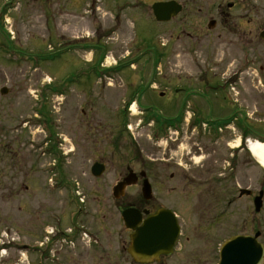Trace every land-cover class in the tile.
Returning <instances> with one entry per match:
<instances>
[{
	"label": "rangeland",
	"instance_id": "1",
	"mask_svg": "<svg viewBox=\"0 0 264 264\" xmlns=\"http://www.w3.org/2000/svg\"><path fill=\"white\" fill-rule=\"evenodd\" d=\"M129 3L135 4L134 1ZM141 14V9H127L125 0H0V129H5V136L13 145L17 143L14 149L34 163L36 187L48 180L53 210L60 214V206L65 208L67 204L69 224L91 222L96 218L95 222L122 224L119 210L113 208L118 204L112 189L118 172L127 164L137 167L131 161L134 154L129 148L131 142L137 145L140 155L145 156L143 148H156L164 153L162 158L171 162V158L185 161L184 157L190 152L191 146L186 140L176 156L175 145L168 139L173 137L172 129L157 141L159 144L141 137L145 133L143 117L138 109L135 113L129 111L130 107L127 109L134 89L131 84L139 83L145 64L160 61L158 56L155 59L151 54L141 55L158 31L155 24L141 18ZM80 45L79 50L71 48ZM169 46L161 60V69L156 72L159 75L151 76L150 71H146V79H190L200 70L207 71L208 78L221 79V47L218 50L202 43L189 48L191 43L186 40H174ZM105 52L104 66L117 63L122 69L102 74L97 80L95 65ZM252 58V55L235 52L228 41L224 43V83L228 82V96L233 104L248 112L247 117H241L230 110L231 105L224 104L227 111L224 117H229L228 121L234 125L241 122L250 128L242 133L232 125L224 129L220 139L209 140L213 146L208 145V149H214L211 155L197 159L193 166L199 168L206 163L212 175L222 179L211 180L205 188L196 183L188 189L207 191V206L210 201L212 207H224V239L250 231L254 223L259 224L264 238V206L261 213L256 214L253 198H239L241 189L255 193L257 189L264 190V169L247 150L236 157L237 177H230L235 172L228 166L235 155L231 148L237 150L245 143L242 137L264 142V98L259 95L264 88L261 85L257 88L254 83ZM132 63L134 66L129 68ZM235 80L237 83L230 85ZM157 86V92H164L165 86ZM3 88L8 89L9 94L2 95ZM54 90L56 94L66 91L61 96L55 95ZM152 97L155 102L166 104V100H160L162 98L156 94ZM43 105V114L48 116L49 112L52 126L41 115ZM89 118L94 120L91 129L97 141L95 145L94 140H83L90 134L86 124ZM126 119L135 136L127 133L115 147V136ZM47 124L54 134L52 142L48 138ZM150 136L153 138L151 133ZM29 139L35 141V147L20 150L19 144ZM54 144L58 145V157L49 151ZM97 159L108 167L99 181L91 174L92 162ZM172 173L169 170L167 175ZM224 174L229 175V179L224 180ZM135 191L136 188L131 190L127 201L135 202ZM180 203L185 206L182 209L176 204L181 217H192L194 222L195 215L188 211L193 201Z\"/></svg>",
	"mask_w": 264,
	"mask_h": 264
},
{
	"label": "flooded vegetation",
	"instance_id": "2",
	"mask_svg": "<svg viewBox=\"0 0 264 264\" xmlns=\"http://www.w3.org/2000/svg\"><path fill=\"white\" fill-rule=\"evenodd\" d=\"M125 1L127 9H141V18L155 24L158 31L141 55L151 54L160 60L145 64L139 83L131 84L134 89L129 95L127 109L135 103L138 113L143 117L145 125L142 130L148 134L142 133L141 137L158 143L161 137L167 136L166 131L172 129L173 137L168 139L175 145L176 156L186 140L191 146L190 152L184 157L185 161L171 158V162L162 158L164 153L156 148H143L145 156H142L137 145L131 142L129 148L134 153L131 161L138 168L129 163L118 172L119 177L112 189V196L118 206L113 208L119 210L122 221L123 213L130 209L138 213L134 221H140L132 223L131 228L124 222L118 226L95 222L97 218L91 222L74 221L69 224L67 204L65 208L60 206V214L58 210H53L52 189L48 180L36 187L33 179L34 163L16 151L14 148L17 143L13 147L10 138L5 136V129H0V150L3 153L0 152V264H224V244L234 236L255 237L260 234L259 242L264 243L259 224L255 223L250 231L224 239V207H212L210 201L207 206V191L188 190L196 183L205 188L211 180L222 179L220 176L214 177L206 163L199 168L193 165L197 159L211 155L214 149H208V145L213 146L209 140L220 139L224 128L227 129L232 123L228 121L229 117H224L227 112L224 111V104L231 105L233 113L238 112L241 117L248 116L247 110L231 102L226 88L228 82L224 83L226 41L235 52L253 56L250 65L254 69V83L257 88L259 85L264 88V0ZM131 1L135 4L129 3ZM158 4L166 5L160 11V16L167 21L158 20L154 9ZM236 11L238 13H234ZM174 40H186L191 43L189 48L202 43L213 48L221 47V79L208 78V72L203 70L190 79H146L144 72L150 71L153 76L161 69V60ZM100 68V64L95 65L99 73L102 72ZM121 69L116 64L103 71H109L110 74ZM237 80L230 85L236 84ZM157 85L165 86L164 92H157ZM154 94L162 98L160 100H166V104L155 102L152 97ZM259 95L264 98V91L261 90ZM85 114L83 111V116ZM89 119L86 124L89 126L87 132L91 135L87 134L83 140H94L95 145L97 141L91 129L94 120ZM128 126L118 129L115 147L120 145L127 133L135 136L133 128ZM233 126L242 133L250 128L240 122ZM34 142L29 139L20 143V150L34 148ZM245 147V144H241L234 152L231 164L228 163L230 171L235 172L230 176L232 178L238 176L236 157L246 151ZM185 162L189 169L184 166ZM224 163L227 161L224 160ZM96 165L104 167L101 176L93 173ZM169 170L173 173L167 175ZM107 172V163L93 160L91 174L97 181ZM228 176L224 174L223 179H229ZM145 181L151 186L149 195L143 191ZM117 186H124V193H119V198L115 194ZM133 188L137 190L134 203L126 199ZM261 191L264 190L257 189L256 193L252 191V195L250 192L246 197L254 201ZM180 200L193 201L188 211L195 215L194 222L191 221L192 217H181L176 204L182 209L185 206L181 205ZM149 220L156 222L148 224ZM148 225L151 226L148 228Z\"/></svg>",
	"mask_w": 264,
	"mask_h": 264
},
{
	"label": "water",
	"instance_id": "3",
	"mask_svg": "<svg viewBox=\"0 0 264 264\" xmlns=\"http://www.w3.org/2000/svg\"><path fill=\"white\" fill-rule=\"evenodd\" d=\"M166 8V5L164 4H158L154 7L155 14L159 21H167V19H163L160 16V11ZM169 19V18H168ZM8 91L6 89H3L1 94L6 95ZM104 167L101 165H96L93 168V173L96 176H101L103 174ZM131 178L128 179L130 181ZM134 182L130 183L133 184ZM129 184V185H130ZM145 195H149L151 189L150 185L146 181L144 183V189ZM119 193H124V186H119L115 189L116 197L119 198ZM248 191H242L241 195L248 194ZM147 197V196H146ZM263 197L264 193L261 192L260 196L255 199L254 205L256 212L259 213L263 207ZM138 213H136L135 210L130 209L123 213V218L125 221V224L127 227L131 228L132 223L139 222L134 221V218H136ZM156 220H149L147 221L148 224L155 223ZM151 225H148V228ZM147 228V229H148ZM152 230V229H151ZM141 235V234H140ZM260 234H258L256 237L258 238ZM138 238H141V236H138ZM264 263V246L260 244L256 239H253L251 237H236L232 239L231 241L227 242L224 246V264H263Z\"/></svg>",
	"mask_w": 264,
	"mask_h": 264
},
{
	"label": "bare ground",
	"instance_id": "4",
	"mask_svg": "<svg viewBox=\"0 0 264 264\" xmlns=\"http://www.w3.org/2000/svg\"><path fill=\"white\" fill-rule=\"evenodd\" d=\"M135 106L132 108L135 113ZM250 151L253 157L259 162L261 167L264 168V144L261 142H250L249 143Z\"/></svg>",
	"mask_w": 264,
	"mask_h": 264
}]
</instances>
